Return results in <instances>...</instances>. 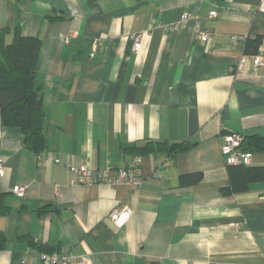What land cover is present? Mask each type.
<instances>
[{
	"label": "crops",
	"instance_id": "crops-1",
	"mask_svg": "<svg viewBox=\"0 0 264 264\" xmlns=\"http://www.w3.org/2000/svg\"><path fill=\"white\" fill-rule=\"evenodd\" d=\"M261 3L0 0V28L20 25L40 41L48 138L36 153L19 127L0 119V193L11 208L0 215L8 238L0 264H40L49 252L32 247L29 235L93 264H264V179L225 194L221 149L231 132L264 136V66L254 62L264 39L257 53L246 51L264 33ZM184 13L190 18L179 24ZM148 140L189 148L125 150ZM252 153L248 166H264V148ZM135 156L139 184L83 182L69 168L118 170ZM18 185L25 196L14 192ZM123 206L132 216L118 227L109 214Z\"/></svg>",
	"mask_w": 264,
	"mask_h": 264
},
{
	"label": "trees",
	"instance_id": "trees-1",
	"mask_svg": "<svg viewBox=\"0 0 264 264\" xmlns=\"http://www.w3.org/2000/svg\"><path fill=\"white\" fill-rule=\"evenodd\" d=\"M263 39L264 33L248 42L246 51L257 53ZM39 47V39L24 35L20 25L0 28L1 124L4 127H19L22 143L36 153H41L48 146L45 133L44 84L39 81L36 69ZM188 148L189 146L185 143L170 144L163 140H148L144 145L126 147L125 150L134 155H142L155 149L176 152ZM243 148L251 152L264 148V136L259 134L245 136ZM229 176L230 185L223 189L225 194L247 191L251 182L264 179V166L229 164ZM194 178L200 180L202 174H195ZM6 196V193H0V215H7L11 212ZM24 238L32 247L49 253L54 251L53 248H49L46 243L38 241L32 235ZM7 246L8 238L4 232H0V252Z\"/></svg>",
	"mask_w": 264,
	"mask_h": 264
},
{
	"label": "built area",
	"instance_id": "built-area-1",
	"mask_svg": "<svg viewBox=\"0 0 264 264\" xmlns=\"http://www.w3.org/2000/svg\"><path fill=\"white\" fill-rule=\"evenodd\" d=\"M261 10L264 11V0L260 5ZM219 11L213 9L210 11V16L217 17ZM190 18L189 13H184L182 18L178 22L186 23ZM198 36L202 40H208L210 38V33L208 30L198 26ZM233 40L237 39V36L232 37ZM142 35H135V48L139 50L141 48ZM245 58H242L238 66V71L242 70L244 66ZM255 66L260 68L264 66V56L261 54H256L254 56ZM245 141V136L241 133L231 132L223 136L221 149L225 156L226 163L229 164H244L250 165L253 157V153L249 150L243 148V143ZM58 161V159H57ZM140 156H135L131 163L126 168H121L118 170L104 169L97 170L88 165L81 164H69L70 170L76 174V176L83 182L89 183H100L107 182L111 185H116L122 182H133L134 184H139L141 182L140 176ZM4 160L0 159V175L4 174ZM14 192L20 196H25L27 194V186L18 185L14 187ZM132 216V209L129 206H123L121 208H114L109 214L110 219L118 227L123 226ZM40 264H93L91 259L86 255H71L68 253H43L41 254Z\"/></svg>",
	"mask_w": 264,
	"mask_h": 264
}]
</instances>
